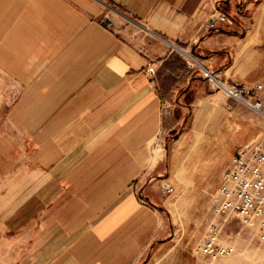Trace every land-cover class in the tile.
Instances as JSON below:
<instances>
[{"label": "crops", "instance_id": "0c3cea01", "mask_svg": "<svg viewBox=\"0 0 264 264\" xmlns=\"http://www.w3.org/2000/svg\"><path fill=\"white\" fill-rule=\"evenodd\" d=\"M180 48L264 87V0H0V264H264L199 256L139 188L185 153L219 189L264 132Z\"/></svg>", "mask_w": 264, "mask_h": 264}, {"label": "built area", "instance_id": "2783aa9c", "mask_svg": "<svg viewBox=\"0 0 264 264\" xmlns=\"http://www.w3.org/2000/svg\"><path fill=\"white\" fill-rule=\"evenodd\" d=\"M218 22L229 25L235 23L231 15L219 11L211 15L206 27L215 28ZM180 50L187 56L189 67H199L203 76L213 83L220 84L230 98L246 104L264 117L263 84L258 83L252 88L237 83L226 84L217 71L202 64L195 54L185 48ZM149 71L155 72L153 67H149ZM235 217L240 219L245 227L251 229L253 238L260 241L259 248H262L264 246V132L259 140L242 144L236 149L232 164L225 171L221 186L214 197L212 220L207 232L196 246V254L211 262L235 255L238 252L237 245L222 236L224 226Z\"/></svg>", "mask_w": 264, "mask_h": 264}, {"label": "rangeland", "instance_id": "374dc122", "mask_svg": "<svg viewBox=\"0 0 264 264\" xmlns=\"http://www.w3.org/2000/svg\"><path fill=\"white\" fill-rule=\"evenodd\" d=\"M220 5L221 7L228 6L223 1H221ZM239 10L242 14H248L250 12V8L245 9V6H241ZM239 14L240 13L232 12L230 15L236 22V20H242ZM110 21V15L106 13L102 18V23L105 25V22L108 23ZM106 25L110 26V24ZM181 53H183V51H181ZM202 64L204 63L202 62ZM193 69L200 71L199 67H193ZM209 82L213 83L211 81ZM217 84L218 83H216V85ZM262 94H264V89ZM254 112L258 121L260 119L264 122V117L258 112ZM165 142L171 145L172 139L166 140ZM189 147L188 144H185L182 149L186 152L189 150ZM184 154L181 156H174L171 155V153L168 154L165 158L167 167L166 172H162L161 175H158L157 172L151 173L150 169L149 172L142 176L139 182V188L145 190V193L151 194V184H155L161 193L160 195L163 196L159 201L161 204L163 203L162 205H164L167 216L171 219L173 225H175L177 229L180 228L184 231L183 233L186 235L189 243L198 245L201 238L207 232L212 220L213 201L217 194L218 186L213 183L214 179H211L210 176L202 179L195 175L194 172L190 171L191 166L189 165V159ZM222 236L228 240H232L238 248V252L235 255L223 259H259L260 254L262 256L264 254V246L259 248L260 241L256 238L254 239L251 229L245 227L240 219L236 217L232 218L230 222L224 226ZM257 249L260 252H256ZM246 250L247 252H245Z\"/></svg>", "mask_w": 264, "mask_h": 264}, {"label": "bare ground", "instance_id": "6f19581e", "mask_svg": "<svg viewBox=\"0 0 264 264\" xmlns=\"http://www.w3.org/2000/svg\"><path fill=\"white\" fill-rule=\"evenodd\" d=\"M224 83L229 84V83H227V82H224ZM215 84H216V83H215ZM217 86H218L220 89H222L223 93H224L227 97H229L227 91H226L221 85H218V84H217Z\"/></svg>", "mask_w": 264, "mask_h": 264}, {"label": "trees", "instance_id": "16d2710c", "mask_svg": "<svg viewBox=\"0 0 264 264\" xmlns=\"http://www.w3.org/2000/svg\"><path fill=\"white\" fill-rule=\"evenodd\" d=\"M254 1H256V0H254Z\"/></svg>", "mask_w": 264, "mask_h": 264}]
</instances>
